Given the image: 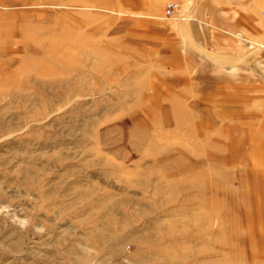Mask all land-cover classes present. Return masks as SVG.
Instances as JSON below:
<instances>
[{"label": "rangeland", "instance_id": "rangeland-1", "mask_svg": "<svg viewBox=\"0 0 264 264\" xmlns=\"http://www.w3.org/2000/svg\"><path fill=\"white\" fill-rule=\"evenodd\" d=\"M121 2L0 0V264H264V139Z\"/></svg>", "mask_w": 264, "mask_h": 264}, {"label": "crops", "instance_id": "crops-1", "mask_svg": "<svg viewBox=\"0 0 264 264\" xmlns=\"http://www.w3.org/2000/svg\"><path fill=\"white\" fill-rule=\"evenodd\" d=\"M165 1L122 0L120 7L155 25L156 65L171 73L173 87L194 92V104L210 108L204 116L219 119L211 134L224 135L219 110L259 147L264 139V0H177L184 21L163 20Z\"/></svg>", "mask_w": 264, "mask_h": 264}, {"label": "built area", "instance_id": "built-area-1", "mask_svg": "<svg viewBox=\"0 0 264 264\" xmlns=\"http://www.w3.org/2000/svg\"><path fill=\"white\" fill-rule=\"evenodd\" d=\"M179 9H180V4L176 1L171 0V1L167 2L165 5L164 16L165 17H171Z\"/></svg>", "mask_w": 264, "mask_h": 264}]
</instances>
